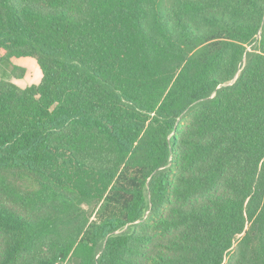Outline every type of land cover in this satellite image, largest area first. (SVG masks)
<instances>
[{
	"label": "trees",
	"instance_id": "trees-1",
	"mask_svg": "<svg viewBox=\"0 0 264 264\" xmlns=\"http://www.w3.org/2000/svg\"><path fill=\"white\" fill-rule=\"evenodd\" d=\"M13 57L0 264H264V0H0Z\"/></svg>",
	"mask_w": 264,
	"mask_h": 264
},
{
	"label": "rangeland",
	"instance_id": "rangeland-1",
	"mask_svg": "<svg viewBox=\"0 0 264 264\" xmlns=\"http://www.w3.org/2000/svg\"><path fill=\"white\" fill-rule=\"evenodd\" d=\"M24 68L26 73L22 77L12 76V68ZM42 71L34 57H13L6 63H0V80L6 79L17 83L19 86L25 87L40 82Z\"/></svg>",
	"mask_w": 264,
	"mask_h": 264
},
{
	"label": "crops",
	"instance_id": "crops-1",
	"mask_svg": "<svg viewBox=\"0 0 264 264\" xmlns=\"http://www.w3.org/2000/svg\"><path fill=\"white\" fill-rule=\"evenodd\" d=\"M41 78H42V76H41ZM13 82H14V80H13ZM17 84V83H16ZM22 87V86H21ZM26 87V86H25Z\"/></svg>",
	"mask_w": 264,
	"mask_h": 264
}]
</instances>
